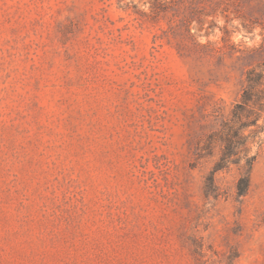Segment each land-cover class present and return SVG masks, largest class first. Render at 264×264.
Masks as SVG:
<instances>
[{"label": "rangeland", "instance_id": "1", "mask_svg": "<svg viewBox=\"0 0 264 264\" xmlns=\"http://www.w3.org/2000/svg\"><path fill=\"white\" fill-rule=\"evenodd\" d=\"M164 1L0 0V264H264V134L245 196L205 146L264 1Z\"/></svg>", "mask_w": 264, "mask_h": 264}, {"label": "trees", "instance_id": "2", "mask_svg": "<svg viewBox=\"0 0 264 264\" xmlns=\"http://www.w3.org/2000/svg\"><path fill=\"white\" fill-rule=\"evenodd\" d=\"M252 1L264 0H211L213 2L205 17L212 16L228 3L236 6ZM167 2L153 0L151 8L165 10ZM225 8V7H224ZM251 20V19H249ZM203 22V21H202ZM203 25V23H201ZM226 34V31H224ZM231 119L223 121L220 127L207 136L205 146L211 148L218 145L220 148L219 160L214 166L212 174L208 177V192L218 197L219 191L215 186L214 174L230 165L238 166L239 178L236 183V194L245 196L250 187V174L257 154H251V147L257 144L261 147L264 134V65L252 67L244 73V80L238 99L231 111Z\"/></svg>", "mask_w": 264, "mask_h": 264}]
</instances>
